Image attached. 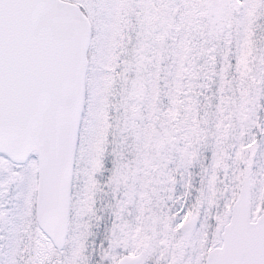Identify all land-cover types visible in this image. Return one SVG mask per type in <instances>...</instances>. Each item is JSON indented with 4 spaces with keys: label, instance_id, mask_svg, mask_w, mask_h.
Masks as SVG:
<instances>
[{
    "label": "snow or ice",
    "instance_id": "snow-or-ice-1",
    "mask_svg": "<svg viewBox=\"0 0 264 264\" xmlns=\"http://www.w3.org/2000/svg\"><path fill=\"white\" fill-rule=\"evenodd\" d=\"M0 264H264V0H0Z\"/></svg>",
    "mask_w": 264,
    "mask_h": 264
}]
</instances>
